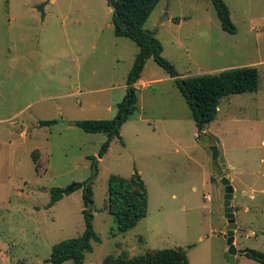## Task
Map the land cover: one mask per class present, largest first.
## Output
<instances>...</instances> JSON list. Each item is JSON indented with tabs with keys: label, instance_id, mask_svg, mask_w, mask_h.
<instances>
[{
	"label": "rangeland",
	"instance_id": "374dc122",
	"mask_svg": "<svg viewBox=\"0 0 264 264\" xmlns=\"http://www.w3.org/2000/svg\"><path fill=\"white\" fill-rule=\"evenodd\" d=\"M46 1L0 0V264H53L45 262L53 245L84 231V186L47 207L51 188L76 182L91 185L101 238L83 264L170 247L184 248L190 264H227L222 175L240 209L237 248L264 252V0H225L233 34L211 0H160L145 28L157 29L162 55L181 76L256 66L259 88L223 97L199 136L182 92L151 57L142 76L157 80L137 86L136 115L101 158L107 134L75 121L115 117L139 47L115 34L110 0H50L42 16ZM111 174H139L148 188L147 216L125 232L108 208ZM234 264L262 263L237 253Z\"/></svg>",
	"mask_w": 264,
	"mask_h": 264
},
{
	"label": "trees",
	"instance_id": "16d2710c",
	"mask_svg": "<svg viewBox=\"0 0 264 264\" xmlns=\"http://www.w3.org/2000/svg\"><path fill=\"white\" fill-rule=\"evenodd\" d=\"M114 6L113 24L115 34L126 36L137 43L139 51L126 79V94L118 103L117 114L113 118H90L76 120L75 124L87 132H104L107 134L98 156L103 157L114 138L122 140L121 128L123 124L136 115L138 109V95L135 83L139 80L149 58H154L171 77L182 92L191 109L192 116L198 129V135L204 133L208 125L216 119L219 104L223 97L243 92H254L259 88V69L256 66H239L221 70L218 73H201L181 76L172 61L162 55L163 44L145 28V24L160 0H110ZM214 4L221 27L229 33H236L231 10L225 0H211ZM177 16L174 21L180 22ZM57 119H42L41 126L53 125ZM95 157H93L94 159ZM85 207L84 231L74 237L63 239L53 245L50 256L45 262L61 264L66 260H73L75 264H83L86 253L93 251V242L101 238L93 225L94 214L89 204L93 201L91 185L85 186L76 182L71 191L67 188H51V199L47 207H52L65 194L83 187ZM108 208L114 216L117 228L127 231L135 227L148 214V188L145 180L138 174L125 177L111 174L108 182ZM244 254L264 264V252L244 249ZM26 264V263H24ZM104 264H190L189 256L182 247H170L148 250L145 253L131 255L122 253L116 257H109Z\"/></svg>",
	"mask_w": 264,
	"mask_h": 264
},
{
	"label": "water",
	"instance_id": "95a60500",
	"mask_svg": "<svg viewBox=\"0 0 264 264\" xmlns=\"http://www.w3.org/2000/svg\"><path fill=\"white\" fill-rule=\"evenodd\" d=\"M49 2L50 0H47L45 3L37 7L38 10L42 13V16L46 15L45 6ZM168 18L169 16L166 14V16H164V18H162L161 21L168 19ZM149 33L156 35L157 29H155L154 31H149ZM203 143L208 145L212 151L213 169L217 173H222L223 170L218 160L219 155H220V150H219L217 143L214 141L211 135H207V134L203 137ZM136 176H138V174H136ZM221 182L224 185V190H225L223 204H224L225 216L227 218L226 233L223 234L227 241V245H228V249L225 253V259L227 261V264H234L236 254L244 253L243 250H240L237 248L236 243H235L236 230L239 229L238 223L236 222L235 208L232 205L235 188H234V185L231 179L226 175L221 176ZM89 185L90 183L85 184L86 187ZM72 189H73V186L69 187L67 191H71Z\"/></svg>",
	"mask_w": 264,
	"mask_h": 264
},
{
	"label": "crops",
	"instance_id": "0c3cea01",
	"mask_svg": "<svg viewBox=\"0 0 264 264\" xmlns=\"http://www.w3.org/2000/svg\"><path fill=\"white\" fill-rule=\"evenodd\" d=\"M174 20V18H173ZM144 71V70H143ZM143 73V72H142ZM164 78V77H163ZM167 78V77H166ZM173 78V77H172ZM157 79L156 78H148V79H144V77L141 75V77L139 78V80L135 83V86L137 87L139 84H142V85H151L153 84ZM127 87V85H126ZM207 129V128H206ZM235 188V186H234ZM234 196H235V193H234ZM235 208V216L237 217L238 216V211L240 210L236 205L234 206Z\"/></svg>",
	"mask_w": 264,
	"mask_h": 264
}]
</instances>
